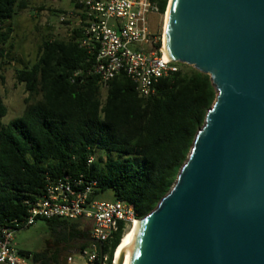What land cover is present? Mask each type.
<instances>
[{
    "label": "trees",
    "instance_id": "trees-1",
    "mask_svg": "<svg viewBox=\"0 0 264 264\" xmlns=\"http://www.w3.org/2000/svg\"><path fill=\"white\" fill-rule=\"evenodd\" d=\"M167 5L168 0L159 4L160 15ZM25 8V0H0V87L9 57L8 24ZM72 32L68 41L44 40L36 62L16 70L17 83L29 95L18 118L3 122L9 111L0 96V228L24 220L25 201L43 194L47 177L95 182L94 200L111 191L114 202L133 208L138 220L146 217L175 184L216 100L210 76L183 64L148 100L139 98L125 73L103 96L100 78L88 74L93 60L78 44L80 29ZM45 221L58 237L90 240V231L76 221ZM122 238L121 223L113 241L103 245L107 264ZM89 246L85 242L79 252ZM20 255L32 264H59L60 251Z\"/></svg>",
    "mask_w": 264,
    "mask_h": 264
},
{
    "label": "water",
    "instance_id": "water-1",
    "mask_svg": "<svg viewBox=\"0 0 264 264\" xmlns=\"http://www.w3.org/2000/svg\"><path fill=\"white\" fill-rule=\"evenodd\" d=\"M165 50L217 97L130 264H264V0H173Z\"/></svg>",
    "mask_w": 264,
    "mask_h": 264
},
{
    "label": "built area",
    "instance_id": "built-area-1",
    "mask_svg": "<svg viewBox=\"0 0 264 264\" xmlns=\"http://www.w3.org/2000/svg\"><path fill=\"white\" fill-rule=\"evenodd\" d=\"M73 1L82 15L78 44L93 60L88 74L100 78L104 91L112 80L125 73L135 84L139 98L148 100L156 95L162 79L179 72V63L169 61L162 50V39H156L150 30L149 17L159 14L163 0ZM74 15V12L62 14L60 22L66 23ZM92 162L93 158L88 163ZM96 186L95 182L85 184L68 176L56 180L47 177L43 194L35 201H25L24 220H14L0 228V264H27L26 257L14 245L15 234L36 225L40 219L91 222L90 240L95 242L89 243L81 257L85 264H107V256L101 258L99 243L109 245L121 223L124 236L138 222V217L133 208L121 201L94 200Z\"/></svg>",
    "mask_w": 264,
    "mask_h": 264
},
{
    "label": "rangeland",
    "instance_id": "rangeland-1",
    "mask_svg": "<svg viewBox=\"0 0 264 264\" xmlns=\"http://www.w3.org/2000/svg\"><path fill=\"white\" fill-rule=\"evenodd\" d=\"M25 2L27 8L19 11L8 24L12 28L7 47L9 57L5 60L7 64L3 66L4 70L1 71L4 82L0 87V96L9 111L3 120L5 123L22 114L25 108L24 101L29 96L24 86L17 83L16 70L21 69L23 65L36 62L39 48L44 40L68 41L73 36L71 30L74 26L70 24L71 20L61 23L62 14H59L62 11L71 12L73 5L70 0H25ZM169 2L170 0H168V4ZM165 15L166 13L164 15L153 14L149 17L151 33L156 39H162V44ZM135 48V46L130 47L131 50H135ZM102 92L105 96L106 91ZM96 200L107 203L115 201L111 191L100 194ZM76 222L80 225L81 230H91V222L84 219ZM66 239L67 237H64L63 234L59 237L54 235L47 222L40 219L36 225L17 231L14 245L18 251L46 252L49 256L59 250V264H85L79 249L87 240L69 241ZM28 264H32L31 260H28ZM112 264H114V259Z\"/></svg>",
    "mask_w": 264,
    "mask_h": 264
},
{
    "label": "bare ground",
    "instance_id": "bare-ground-1",
    "mask_svg": "<svg viewBox=\"0 0 264 264\" xmlns=\"http://www.w3.org/2000/svg\"><path fill=\"white\" fill-rule=\"evenodd\" d=\"M172 1L170 0L167 8V12L164 18V28H163V44H162V50L164 51L166 57V35H167V28H168V22L169 17L171 13V7H172ZM137 223L133 228H131L122 238L121 243L119 247L116 250V253L114 255V264H118V261L121 257H123L124 264H130V258H131V252H132V246L135 240V233H136V226Z\"/></svg>",
    "mask_w": 264,
    "mask_h": 264
},
{
    "label": "crops",
    "instance_id": "crops-1",
    "mask_svg": "<svg viewBox=\"0 0 264 264\" xmlns=\"http://www.w3.org/2000/svg\"><path fill=\"white\" fill-rule=\"evenodd\" d=\"M70 1H71L72 5H73V8H72L71 12H66V11H62V10H61V11H62V12H66V13H72V12L75 13V15L73 16V18L70 19V20H71V21H70V24H71L72 26H74V28L71 30V31H73L75 28H76V29L80 28L79 20L81 19L82 15H81V12H80V11L77 9V7L75 6L74 1H73V0H70ZM28 260L30 261V259L26 258V262H27V264H28Z\"/></svg>",
    "mask_w": 264,
    "mask_h": 264
}]
</instances>
